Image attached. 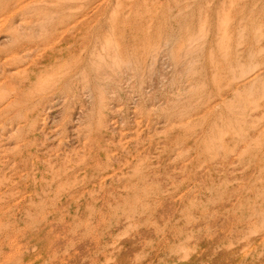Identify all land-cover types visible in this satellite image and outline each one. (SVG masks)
<instances>
[{
	"label": "rangeland",
	"instance_id": "rangeland-1",
	"mask_svg": "<svg viewBox=\"0 0 264 264\" xmlns=\"http://www.w3.org/2000/svg\"><path fill=\"white\" fill-rule=\"evenodd\" d=\"M0 264H264V0H0Z\"/></svg>",
	"mask_w": 264,
	"mask_h": 264
},
{
	"label": "bare ground",
	"instance_id": "bare-ground-1",
	"mask_svg": "<svg viewBox=\"0 0 264 264\" xmlns=\"http://www.w3.org/2000/svg\"><path fill=\"white\" fill-rule=\"evenodd\" d=\"M231 91L236 94L237 93V87L234 85V83H231Z\"/></svg>",
	"mask_w": 264,
	"mask_h": 264
}]
</instances>
